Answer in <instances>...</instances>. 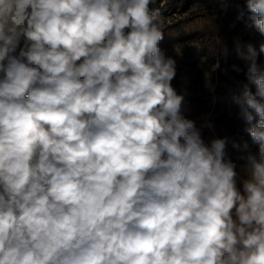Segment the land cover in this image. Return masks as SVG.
Here are the masks:
<instances>
[{
    "label": "clouds",
    "instance_id": "9594fccd",
    "mask_svg": "<svg viewBox=\"0 0 264 264\" xmlns=\"http://www.w3.org/2000/svg\"><path fill=\"white\" fill-rule=\"evenodd\" d=\"M156 2L0 0V264H264V42L237 46L240 188L182 114Z\"/></svg>",
    "mask_w": 264,
    "mask_h": 264
},
{
    "label": "rangeland",
    "instance_id": "374dc122",
    "mask_svg": "<svg viewBox=\"0 0 264 264\" xmlns=\"http://www.w3.org/2000/svg\"><path fill=\"white\" fill-rule=\"evenodd\" d=\"M151 7L160 8L165 22L159 46L176 60L172 85L178 94H184L182 114L195 121L209 147L213 139L227 138V156L236 164L237 187L242 188L240 180L246 178L243 157L248 151L255 152L256 146L245 131L248 125L239 115V106L232 100L248 83L246 64L237 46L245 52L248 44L258 49L264 37L250 26L245 0H234L227 12L221 11L216 0H157ZM241 9L244 16L238 19ZM223 47L228 49L227 57L218 55ZM258 63L264 69V54ZM250 87L254 91V86Z\"/></svg>",
    "mask_w": 264,
    "mask_h": 264
}]
</instances>
